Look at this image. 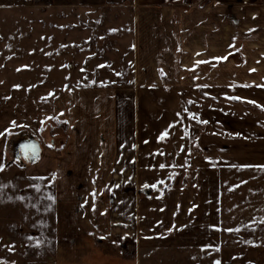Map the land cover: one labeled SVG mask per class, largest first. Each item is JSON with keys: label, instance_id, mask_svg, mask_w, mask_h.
I'll return each mask as SVG.
<instances>
[{"label": "crops", "instance_id": "1", "mask_svg": "<svg viewBox=\"0 0 264 264\" xmlns=\"http://www.w3.org/2000/svg\"><path fill=\"white\" fill-rule=\"evenodd\" d=\"M179 1L205 10L203 79L196 75L195 80L176 83L160 77L169 22L163 13L147 12L139 19V80L100 81L95 76L88 87L94 90L89 91L65 76L62 91L55 94L61 108L53 113L51 92L45 94L49 108L39 112L37 77L45 69L38 63V42L51 43L45 50H61L63 62L78 58L80 74L85 68L96 72L108 67L113 73L131 68L133 21L119 26L111 14L160 9L165 0H0V166L6 175L0 185L8 182L15 189L22 183L36 190L40 181L45 190L39 197L45 207L43 226H27L21 207L13 205L5 220L0 217V264H264V244H225L222 233L227 229L221 218L223 202L236 189L235 184L225 190L232 181L227 174L264 169L259 167L264 165V19L258 21L256 13L261 12L253 11L259 10L256 0H237L236 17L228 0ZM217 8L221 12L215 15ZM39 11L47 17H39ZM75 11L82 16H70ZM53 14L59 17L50 18ZM172 23L178 22L173 18ZM199 24L191 22L195 31L190 28V36L198 38ZM55 25L61 27L60 34ZM230 26L235 33L225 32ZM122 40L131 42L130 48L118 46ZM107 56L117 60L107 62ZM235 56L241 60L230 59ZM27 57L29 63L22 60ZM217 57L226 59L215 61ZM69 65H63L67 75ZM43 114H60L68 124V139L59 152L45 148L37 136ZM119 152L125 155L123 162ZM91 164H153L165 173L164 180L178 171L169 193L176 199L177 221L166 229L156 224L134 228L129 224L135 212L132 196L126 200L125 238L106 239L103 233L112 230H103L98 222L100 182L90 174ZM17 167L26 171L14 179ZM203 250L219 254L200 257Z\"/></svg>", "mask_w": 264, "mask_h": 264}, {"label": "rangeland", "instance_id": "2", "mask_svg": "<svg viewBox=\"0 0 264 264\" xmlns=\"http://www.w3.org/2000/svg\"><path fill=\"white\" fill-rule=\"evenodd\" d=\"M137 1L143 3L145 0ZM228 1H230V7H232L231 16L236 17L237 12L239 13L240 11L238 10L236 4L238 1ZM256 2L259 5V10L253 9V11L261 12L260 14L256 13V16L258 15L259 18L258 21H260L261 19H264V0H256ZM201 5L204 4L202 3L199 6ZM162 6L163 8H154L149 11L140 8L126 10L123 9L111 14L112 17L117 18V23H119V26L120 22L122 21L125 22L127 20H132V29L134 31V41L132 46L134 57L128 58V61L133 63L131 65L132 67H123L122 69H117V72L114 73L110 72L108 67H104V69L101 68L100 70L98 69L99 67H97L96 72L93 71V68L92 70H90V68H85V71L83 70L84 72L80 74L78 72L80 68L78 58L71 57L69 62H63V58L60 56L59 52L61 50H56L55 52L50 49L45 50V45H51V43L39 41V55L37 58L38 63L41 65V67H43V70H46L47 68L49 69L46 72L45 70L42 72L39 71L37 77L39 98H42L38 105L39 112H44L49 108V106H45V94H49L50 92L52 93L50 96H53L52 99L54 102L53 113H57L58 110L60 111V95L58 96L55 94H60L62 91L61 88H63L65 85V80L68 79H66L65 76H68L70 80H74L75 83L72 85L77 86L78 83H80L82 87L86 88L84 90L89 91L94 90L92 88L89 89L88 87L94 84L93 80L95 76L100 81L111 79H117L118 81L123 82L126 80H139L141 73L137 72V70L141 65V57L137 53H141V45L143 44L141 41V26L139 24V19L142 16H146L147 12H150V14H147L150 16H157V12L163 13V15L168 20L167 22H169L167 23L168 25H165V28H167L165 34L166 66L165 71L160 73V77L165 81L176 83L190 81L193 79L195 80L196 75H201V77H198V79H203L205 74V10L199 8L195 10L194 6L191 7L189 5L180 3L179 0H165V2L162 3ZM260 6H262V8ZM217 11H220L219 8L216 9L215 15ZM72 15L77 17L81 14L75 11L70 16ZM38 16L47 17L44 13H40V11ZM56 17L59 16H56L55 14L50 16L52 19ZM173 18L177 20L178 25L172 23ZM192 21L194 23L197 21L201 24L198 25V38L193 36L194 33L191 34V36L189 34L190 28L191 31H195V26L191 25ZM261 21L263 22L264 20ZM54 28L55 32L59 33L58 29L61 27L55 25ZM220 29L222 31L221 27ZM228 29H230V31L233 29V33H235V29L232 28V26L225 28V32H227L226 30ZM178 32H180V35H178ZM261 32H264V26L260 28V33ZM58 36L60 37V35ZM59 39L58 45L61 46V37ZM123 40H126L125 37H123ZM123 40L117 42V44H119L118 46L125 49V44H128L130 48L131 42ZM75 45H77V43ZM112 45L115 46V43L113 42ZM47 55H49V57ZM235 58L239 61L241 60V58L236 56L230 59L236 61ZM106 59L107 62L110 59L115 61L117 60V58H109V56L105 57V60ZM228 59L229 58H227V60ZM22 60H25L27 63H29V57L22 58ZM195 62H197V64H195ZM66 63L70 64L68 75L65 73L66 68L68 67H63V65ZM137 64L139 65L138 67ZM192 69H197L199 71L201 70V73H196ZM45 115L47 114H43V118L45 119L40 121L41 127L39 128L37 136L45 148L54 147L56 148L54 149L55 152H59L60 147L63 145V143L66 144L68 139V124L59 117L60 114L59 116L55 115V117H47ZM52 143H54V146H52ZM117 155L120 161L123 162L125 160L124 153L119 152ZM102 160L105 159L102 158ZM139 165L140 164H91L92 167L90 174L95 173L96 176H98L96 178L100 182L98 193H100L101 197L99 204H97L95 208L97 212L96 214L99 213L100 216L98 222L101 226H103V230H109V227H111L112 230V232L106 231L103 233V235L106 236V239L111 236L119 237V239L125 238V227L127 225L125 206L127 198L132 196L135 200V212L133 221L131 222L130 220L129 224L134 228H142L141 230H144L145 226L156 224L160 225L161 228L165 227L164 229H166L169 225L177 221L174 219V214L177 215L179 212L175 213L173 210V204L176 202V199L174 198V195L169 196V193L172 192V189L176 184L175 177L178 176V171H175V173H173L170 178L164 180L160 178H162L165 173H159L160 169L157 168V166L149 164L147 168H143V166L141 167ZM17 168L18 171L16 175H14V179L23 177V175L18 174V172H23V170L26 171L25 168ZM161 170L163 171V169ZM42 171L45 170L43 169ZM2 172H5V170L3 169L0 171V178H4L6 176L5 174L2 175ZM166 174H168L167 171ZM187 177H189V175ZM231 179L232 181L229 183V185L225 186V190L235 184L236 189L235 192L230 196L231 198L227 197L223 202V209L221 212V214H223L221 217L222 222L227 229V232L222 233L225 244L237 245L240 247H254L259 244H264V169L249 171L234 170L233 172L227 174V180L229 181ZM158 180L164 181H162V183L156 184ZM7 183L8 182L2 181V185H4V187L0 188V197H2L0 198L1 221L5 220V215L8 213L6 211L12 209L14 206L16 209L21 207L19 208V213L23 220L25 219L27 226H43L44 224H42L43 222L41 220H43L45 217V207L44 203L41 202L39 197L45 193V190L43 189L42 185L39 184L40 181H37L38 184L36 186V190L34 186L31 188L27 184L22 183L20 186H18V188L16 187L13 189L14 186L11 188ZM153 185H155V187H153ZM14 190L16 192H14ZM149 192L152 194L148 195ZM20 196L23 197V199H20ZM31 197L33 198L32 200H30ZM4 198H6V200ZM188 199L189 197L187 196L186 200ZM29 200L30 203L28 202ZM182 202L186 203L184 200H182ZM136 203L138 204L136 205ZM140 203L141 205H139ZM28 205H32L31 210H33V212L30 213L31 210L27 208L29 207ZM128 216L130 217L129 214ZM115 230L117 231L115 232ZM218 254L219 251L217 250L211 251V253L209 252L207 255L205 250H203V252L199 251L200 257L206 256L215 258L218 256Z\"/></svg>", "mask_w": 264, "mask_h": 264}, {"label": "snow or ice", "instance_id": "3", "mask_svg": "<svg viewBox=\"0 0 264 264\" xmlns=\"http://www.w3.org/2000/svg\"><path fill=\"white\" fill-rule=\"evenodd\" d=\"M216 59H226V57H217ZM16 87H19V85H16ZM235 99H240V97H235ZM251 103H255V101H251ZM203 122L206 123V121H203ZM13 123H15V122H13ZM0 135H3V133H0ZM162 138H163V135L161 136V139ZM161 167H164V165H161ZM259 167H264V165H260ZM2 170H3V168H2V166H0V171H2ZM3 187H4V185H0V188H3ZM153 187H155V185H153ZM20 199H23V197H20ZM217 264H219V262H217Z\"/></svg>", "mask_w": 264, "mask_h": 264}]
</instances>
